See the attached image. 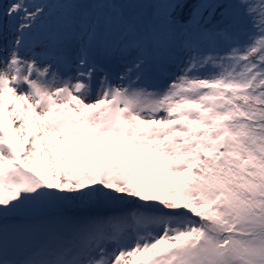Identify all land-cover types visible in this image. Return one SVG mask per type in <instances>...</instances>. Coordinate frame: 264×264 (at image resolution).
<instances>
[{
	"label": "snow or ice",
	"instance_id": "1",
	"mask_svg": "<svg viewBox=\"0 0 264 264\" xmlns=\"http://www.w3.org/2000/svg\"><path fill=\"white\" fill-rule=\"evenodd\" d=\"M0 264H264V0H0Z\"/></svg>",
	"mask_w": 264,
	"mask_h": 264
},
{
	"label": "rangeland",
	"instance_id": "2",
	"mask_svg": "<svg viewBox=\"0 0 264 264\" xmlns=\"http://www.w3.org/2000/svg\"><path fill=\"white\" fill-rule=\"evenodd\" d=\"M8 3V0H3V5L6 7ZM103 210V209H102Z\"/></svg>",
	"mask_w": 264,
	"mask_h": 264
}]
</instances>
